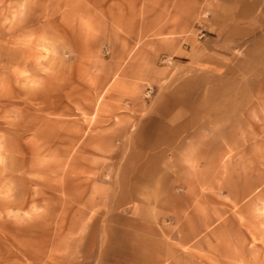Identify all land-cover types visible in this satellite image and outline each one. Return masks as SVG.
I'll use <instances>...</instances> for the list:
<instances>
[{"label": "rangeland", "instance_id": "obj_1", "mask_svg": "<svg viewBox=\"0 0 264 264\" xmlns=\"http://www.w3.org/2000/svg\"><path fill=\"white\" fill-rule=\"evenodd\" d=\"M220 9L0 0V264H264V38L210 56Z\"/></svg>", "mask_w": 264, "mask_h": 264}, {"label": "crops", "instance_id": "obj_2", "mask_svg": "<svg viewBox=\"0 0 264 264\" xmlns=\"http://www.w3.org/2000/svg\"><path fill=\"white\" fill-rule=\"evenodd\" d=\"M220 3L221 9L226 5V14L222 17L226 18L225 24L233 25V23L243 21L244 24L250 26H236L238 29L227 31L217 39L213 37L211 32L204 39L205 45L208 46V52L211 54H219L226 56L228 52L236 49L237 43L243 42L247 38L250 41H255L264 38V31L259 33L255 30L256 27L264 26V0H217ZM220 9V10H221ZM245 26V25H244ZM253 37V38H252ZM249 40V39H248ZM249 42V41H248ZM220 48V49H217ZM215 56V55H213ZM141 206L133 207L131 218L138 219L141 217Z\"/></svg>", "mask_w": 264, "mask_h": 264}]
</instances>
